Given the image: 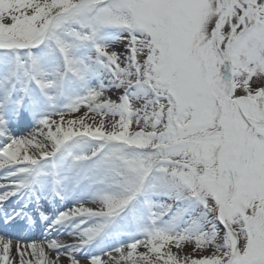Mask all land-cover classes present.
<instances>
[{"label": "snow or ice", "instance_id": "obj_1", "mask_svg": "<svg viewBox=\"0 0 264 264\" xmlns=\"http://www.w3.org/2000/svg\"><path fill=\"white\" fill-rule=\"evenodd\" d=\"M21 218L75 242L0 235V264H264V0H0Z\"/></svg>", "mask_w": 264, "mask_h": 264}, {"label": "bare ground", "instance_id": "obj_2", "mask_svg": "<svg viewBox=\"0 0 264 264\" xmlns=\"http://www.w3.org/2000/svg\"><path fill=\"white\" fill-rule=\"evenodd\" d=\"M108 95H113V93L110 92L108 93ZM113 98H115L114 95H113ZM83 109L84 108L81 109V112L79 114L83 113L82 111ZM29 130L30 128L27 127L26 122H21L18 128L16 129V131H18V134L20 135H26ZM0 235H6L7 237H11L14 243L17 240H20L24 242L25 244L28 242H31L32 240H36L37 242H39L42 239H44L45 236H47L48 239L56 238L65 244H71L75 242L74 237L66 235V234L57 235L55 232L47 233L46 225L43 222H39V223L32 222L31 224L29 221H26L23 218L16 220L15 223L7 227L4 225L2 221H0ZM191 247H192L191 245L187 246L185 248V252L191 251ZM45 250L48 253L49 259L55 260L56 253L48 249L47 247L45 248ZM140 251H143V249H140ZM76 255L78 258H80L81 256V254L79 253ZM104 258L107 259V257H104ZM57 264H69L67 255L62 254ZM81 264H87V262L84 259H81Z\"/></svg>", "mask_w": 264, "mask_h": 264}, {"label": "rangeland", "instance_id": "obj_3", "mask_svg": "<svg viewBox=\"0 0 264 264\" xmlns=\"http://www.w3.org/2000/svg\"><path fill=\"white\" fill-rule=\"evenodd\" d=\"M116 47H117V49H119V48H120V45H117ZM82 111L85 112L86 109H83ZM77 115H78V114H77ZM56 118L58 119V117H56ZM68 118H70V117H68ZM97 119H98V117H97Z\"/></svg>", "mask_w": 264, "mask_h": 264}]
</instances>
